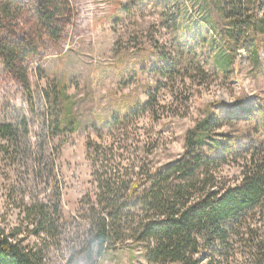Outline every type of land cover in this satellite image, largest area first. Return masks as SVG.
<instances>
[{
  "label": "rangeland",
  "instance_id": "rangeland-1",
  "mask_svg": "<svg viewBox=\"0 0 264 264\" xmlns=\"http://www.w3.org/2000/svg\"><path fill=\"white\" fill-rule=\"evenodd\" d=\"M71 1V31L28 62L32 100L0 63V124L17 127L20 151L36 161L7 182L0 176V225L21 224V198H48L56 177L59 222L27 241L46 264H176L151 262L125 226L100 245V213L90 208L102 192L98 177H149L184 153L188 133L204 121V151L221 155L211 165L219 185L239 182L254 151L264 157V0ZM68 106L78 129L49 137V117ZM89 141L98 153L89 154ZM253 226L263 225L256 218ZM249 250L242 241L222 256L197 257L247 264Z\"/></svg>",
  "mask_w": 264,
  "mask_h": 264
},
{
  "label": "trees",
  "instance_id": "trees-1",
  "mask_svg": "<svg viewBox=\"0 0 264 264\" xmlns=\"http://www.w3.org/2000/svg\"><path fill=\"white\" fill-rule=\"evenodd\" d=\"M75 17L71 0H0V63L31 100L28 62L38 59L48 42L61 41L71 31ZM52 103L56 104L55 98ZM262 111L264 117V102ZM47 122L46 132L52 138L74 132L80 125L70 106ZM207 123L188 133L184 153L158 166L145 179L119 184L98 177L102 192L96 202H90V208L100 213L96 236L101 246L125 226L133 232L131 239L147 245L151 262L199 264L197 255L202 250L222 256L243 241L250 248L245 254L247 264H264V157L254 151L239 182L219 185L211 165L221 155L213 147L208 153L203 147ZM0 138L4 141L0 144V176L7 182L10 175L36 161L33 154L20 151L15 125L0 124ZM87 147L90 155L99 151L95 141H89ZM57 158H51L52 165ZM49 185L52 194L44 200L28 203L21 198V224L0 225V264H46L41 252L27 241L32 234L56 228L59 222L62 191L56 177ZM8 190L11 204L13 184H8ZM256 218L262 227L253 226Z\"/></svg>",
  "mask_w": 264,
  "mask_h": 264
}]
</instances>
